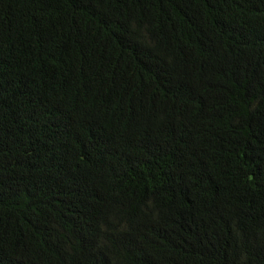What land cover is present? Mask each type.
Wrapping results in <instances>:
<instances>
[{
  "label": "trees",
  "instance_id": "trees-1",
  "mask_svg": "<svg viewBox=\"0 0 264 264\" xmlns=\"http://www.w3.org/2000/svg\"><path fill=\"white\" fill-rule=\"evenodd\" d=\"M0 264H264V0H0Z\"/></svg>",
  "mask_w": 264,
  "mask_h": 264
}]
</instances>
